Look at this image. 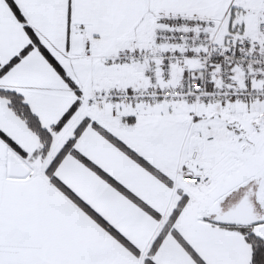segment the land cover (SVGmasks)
I'll return each mask as SVG.
<instances>
[{"label": "snow or ice", "instance_id": "obj_1", "mask_svg": "<svg viewBox=\"0 0 264 264\" xmlns=\"http://www.w3.org/2000/svg\"><path fill=\"white\" fill-rule=\"evenodd\" d=\"M0 264H264V0H0Z\"/></svg>", "mask_w": 264, "mask_h": 264}]
</instances>
